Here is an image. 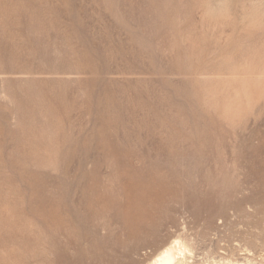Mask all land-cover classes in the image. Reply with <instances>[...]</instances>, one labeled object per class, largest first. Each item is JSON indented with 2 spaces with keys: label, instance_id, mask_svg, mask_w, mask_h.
Returning a JSON list of instances; mask_svg holds the SVG:
<instances>
[{
  "label": "rangeland",
  "instance_id": "rangeland-1",
  "mask_svg": "<svg viewBox=\"0 0 264 264\" xmlns=\"http://www.w3.org/2000/svg\"><path fill=\"white\" fill-rule=\"evenodd\" d=\"M180 233L264 259V0H0V264Z\"/></svg>",
  "mask_w": 264,
  "mask_h": 264
},
{
  "label": "bare ground",
  "instance_id": "bare-ground-1",
  "mask_svg": "<svg viewBox=\"0 0 264 264\" xmlns=\"http://www.w3.org/2000/svg\"><path fill=\"white\" fill-rule=\"evenodd\" d=\"M183 235L180 233L173 236V239L164 244L153 259L151 258L148 264H264V259L256 260V258L253 257L254 253L247 256L234 257L236 255V250H232V258L228 260L223 256L221 258L220 256L218 258L216 256V258L212 260L199 261V263L196 261L197 259H195V251L198 243L196 244L193 239ZM257 248H261L264 251V243L258 242L256 239H248L244 250L251 253L252 250H256Z\"/></svg>",
  "mask_w": 264,
  "mask_h": 264
}]
</instances>
